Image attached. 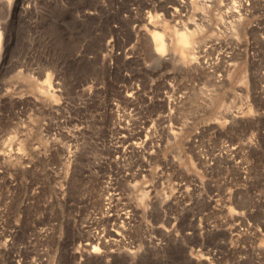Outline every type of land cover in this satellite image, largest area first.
<instances>
[{"label":"rangeland","instance_id":"obj_1","mask_svg":"<svg viewBox=\"0 0 264 264\" xmlns=\"http://www.w3.org/2000/svg\"><path fill=\"white\" fill-rule=\"evenodd\" d=\"M0 33V264H264V0H0Z\"/></svg>","mask_w":264,"mask_h":264},{"label":"bare ground","instance_id":"obj_2","mask_svg":"<svg viewBox=\"0 0 264 264\" xmlns=\"http://www.w3.org/2000/svg\"><path fill=\"white\" fill-rule=\"evenodd\" d=\"M186 3V2H185ZM189 4V2H188ZM175 28V29H174ZM174 29V30H173ZM173 31H172V38L175 42H173L174 46L172 45L171 42V38L170 39H166L165 35L159 31V30H154L153 32V43L155 45V51L156 54L160 57L162 56L164 53H170L173 54V48L175 49L176 47H183L186 50V54L188 58H194L196 56L199 57L198 55H195V53H197L199 47H197L198 49L195 50L196 46L194 44L195 39L193 37V31L189 29L188 26H185V29H180V27L176 28L173 27ZM0 37H1V33H0ZM170 44L171 46H173L172 48H170ZM177 50V48H176ZM196 57V58H198ZM140 141H134L133 143L135 145H138ZM114 193V192H113ZM113 193H111L110 198H113ZM117 233H121V231H118Z\"/></svg>","mask_w":264,"mask_h":264}]
</instances>
